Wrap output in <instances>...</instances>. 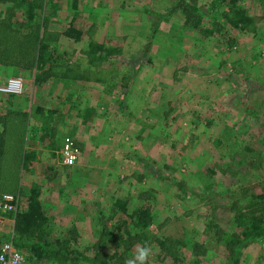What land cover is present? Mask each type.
Returning <instances> with one entry per match:
<instances>
[{"label": "rangeland", "instance_id": "rangeland-1", "mask_svg": "<svg viewBox=\"0 0 264 264\" xmlns=\"http://www.w3.org/2000/svg\"><path fill=\"white\" fill-rule=\"evenodd\" d=\"M231 4L52 0L39 8V21L43 41L57 44L41 55L21 8L0 2V85L22 77L24 93L41 77L49 82L44 91H50L52 72L79 63L90 64V77L105 80L90 83L81 98L74 96L80 124L72 138L80 160L73 175L83 185L78 195L84 204L76 215L66 216L70 210L64 208L52 213V231L68 250H76L72 255L79 254L81 263L90 264L98 248L109 255L116 250L112 238L118 242L125 233L114 236L113 222L127 215H111L115 198H127L129 210L140 199L150 203L154 219L142 238L132 239L126 259L149 244L154 246L149 264H230L233 250L236 264H264V234L242 235L252 214L264 216V0H237L253 17L246 29L224 17ZM12 22L21 31L10 26L4 32ZM69 26L82 30L80 39L65 33ZM207 27L214 31L207 35ZM91 40L122 52L91 64ZM24 72L27 76L17 74ZM61 86L57 92L67 89ZM13 148L10 142L1 150L0 162L2 157L7 162ZM20 159L2 165L12 189L26 164L23 154ZM68 183L62 191L73 187Z\"/></svg>", "mask_w": 264, "mask_h": 264}, {"label": "crops", "instance_id": "crops-1", "mask_svg": "<svg viewBox=\"0 0 264 264\" xmlns=\"http://www.w3.org/2000/svg\"><path fill=\"white\" fill-rule=\"evenodd\" d=\"M53 42L57 44L55 40ZM53 42L49 43L52 45ZM76 65L78 67H74V70L68 68L66 70H56L55 74L52 72L49 78L54 76L55 80L51 81L53 86L50 87V91H44L43 89V85L46 86L49 82L44 83L46 80L36 77L34 82L36 81L38 84H35V87L29 85L25 88L24 93L22 92L23 94L0 92V151L5 148L9 149L11 142L14 144V151L10 150V153L6 155V161L12 166L13 159H16L18 155V157H21V161L23 154L26 162L22 176H18V181L12 189L8 185L9 182L1 175L2 165L7 163L3 162L2 157L0 162V189L3 188V192L17 194L19 203L23 204L27 202L33 189H37L41 205L50 216L49 228L53 236L57 235L52 231L53 219H55L52 213L66 209L70 210L66 212V216L76 215L81 210L80 206L84 204V202H81V196L78 195L79 188L83 185L78 183V175H73L79 167L77 164L80 159L74 164L68 165L63 162L61 152L66 137H75L73 134L77 133L80 124V112L73 110V105L77 106L74 96L81 98L84 92L90 90V83H92L91 85H99V83L102 82L101 84H103L105 82L104 79L97 82L94 77H90L89 63H86L85 66L80 63ZM28 73L30 74V72ZM17 74L27 76L26 72ZM60 86L67 89L58 90L60 92H57L56 88ZM58 98H63V100H58ZM15 126H17L16 129ZM150 139H152V136ZM104 144H106L105 141H103L102 146ZM21 147H23V151ZM98 149L97 147L96 152H98ZM88 154L90 153L88 152ZM73 180L74 182L77 181L74 186L72 185ZM65 181L73 187L62 191V183ZM36 183L39 184L38 188L37 185L28 188ZM21 187L29 190L23 191ZM183 187H179V189ZM140 204H148V202L140 199ZM15 214H6L8 222L5 224L4 231L0 233V236L3 237L2 240L13 239Z\"/></svg>", "mask_w": 264, "mask_h": 264}, {"label": "trees", "instance_id": "trees-1", "mask_svg": "<svg viewBox=\"0 0 264 264\" xmlns=\"http://www.w3.org/2000/svg\"><path fill=\"white\" fill-rule=\"evenodd\" d=\"M10 2L12 5L21 8L23 16L26 18L24 22L30 29V33L32 36V40H37L39 44V53H44V50L49 49L51 44L49 42H44L43 31L41 30L43 27V20L39 21L40 13L38 10H44L48 6L49 3H52V0H0V2ZM187 6L192 5V2H184ZM191 7V6H190ZM40 8V9H39ZM192 8V7H191ZM191 14L194 13L191 11ZM223 15L226 20L235 27H239L241 29H246L253 21V17H251L247 10L239 6L237 4V0H233V4H231L229 10H224ZM43 16V15H42ZM197 24L201 22V17L198 16ZM194 24V23H193ZM191 22L188 23L189 27H193ZM196 24V23H195ZM202 24V23H201ZM14 27V31H21L20 28L15 25L13 22L7 26V29H3L4 32L9 31V27ZM13 29V28H12ZM214 31L212 28H205L206 34H210ZM65 33L74 37V39H80V35L82 34V30L78 27L69 26ZM28 35V34H25ZM91 45L94 50L91 53L90 62L100 65L102 61L109 58L112 53L118 51L122 52V48L116 47H107L104 44L99 42H95L91 40ZM105 48L104 50H102ZM102 50V51H101ZM47 51V50H46ZM39 60V59H38ZM100 69V68H99ZM99 69H96L95 74L99 75ZM128 76L124 75V78ZM100 77H95L96 81H100ZM127 84V83H125ZM2 155V151H0ZM239 158L238 162L243 159ZM196 171H199L196 170ZM141 189V186H137ZM131 200L123 199V198H115L114 206L115 211L111 215V219L115 218L116 214L123 213L127 215L126 217H122V220H115L114 226L112 228L114 236L117 232L123 231L124 236H117L118 242L112 238V243L114 244L116 250L113 254L109 255L106 251H103L101 248H98L93 256L90 258V264H125L126 255H129L128 252L132 249V239L136 236L138 238H142L144 234H140V232L146 231L152 225L154 219V210L150 203L148 204H140V201L137 202L139 205L132 210H129V202ZM238 214L242 217L244 212L240 209ZM117 210V211H116ZM130 217V220L128 218ZM249 224L246 223L242 235L244 238L252 236V239H257L258 237L264 234V216L260 214H252L249 217ZM15 219V230H14V242L16 245L23 251L24 254L28 256L30 260L33 261H42L47 260L53 262L55 264H65L69 262V264H83L81 263V257L79 254L74 255L76 250L72 248L68 250L65 247V243L61 240V237L53 236L51 230L49 228L50 225V216L46 213L41 205V200L39 199V193L37 189H33V192L28 196L27 202L25 204L18 203V209L14 216ZM124 227V229H122ZM3 239L0 236V242ZM162 249H165V241L161 240ZM121 245H126V249L120 252ZM231 245V244H229ZM164 247V248H163ZM128 251V252H127ZM72 253H74L72 255ZM232 253V254H231ZM230 255H232V263L236 264V251H232Z\"/></svg>", "mask_w": 264, "mask_h": 264}, {"label": "built area", "instance_id": "built-area-1", "mask_svg": "<svg viewBox=\"0 0 264 264\" xmlns=\"http://www.w3.org/2000/svg\"><path fill=\"white\" fill-rule=\"evenodd\" d=\"M22 77H11L0 85V92L21 93L24 82ZM63 162L72 165L80 156L79 149L76 147L72 137L67 136L61 149ZM19 196L14 193L2 192L0 189V233L4 231L5 224L8 222L7 213H16L18 209ZM0 264H55L42 260L33 261L19 249L12 238L0 242Z\"/></svg>", "mask_w": 264, "mask_h": 264}, {"label": "clouds", "instance_id": "clouds-1", "mask_svg": "<svg viewBox=\"0 0 264 264\" xmlns=\"http://www.w3.org/2000/svg\"><path fill=\"white\" fill-rule=\"evenodd\" d=\"M154 246L149 244L139 245L134 249L132 257L125 261V264H149Z\"/></svg>", "mask_w": 264, "mask_h": 264}]
</instances>
